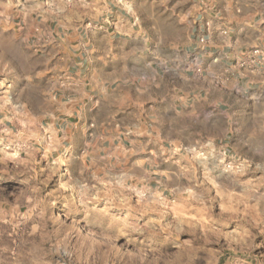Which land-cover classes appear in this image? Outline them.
<instances>
[{"label":"clouds","instance_id":"9594fccd","mask_svg":"<svg viewBox=\"0 0 264 264\" xmlns=\"http://www.w3.org/2000/svg\"><path fill=\"white\" fill-rule=\"evenodd\" d=\"M0 264H264V0H0Z\"/></svg>","mask_w":264,"mask_h":264},{"label":"crops","instance_id":"0c3cea01","mask_svg":"<svg viewBox=\"0 0 264 264\" xmlns=\"http://www.w3.org/2000/svg\"><path fill=\"white\" fill-rule=\"evenodd\" d=\"M202 27H206V22H205V24H204V25H202Z\"/></svg>","mask_w":264,"mask_h":264}]
</instances>
